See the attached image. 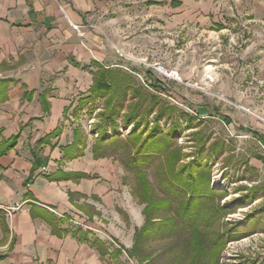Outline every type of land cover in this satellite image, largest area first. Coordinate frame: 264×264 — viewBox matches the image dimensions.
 Wrapping results in <instances>:
<instances>
[{"label": "rangeland", "instance_id": "374dc122", "mask_svg": "<svg viewBox=\"0 0 264 264\" xmlns=\"http://www.w3.org/2000/svg\"><path fill=\"white\" fill-rule=\"evenodd\" d=\"M79 1L77 37L112 57L110 90L76 94L65 125L91 173L115 179L106 211L89 210L98 231L82 230L103 264H264V36L239 31L243 16L204 33L163 28L150 0Z\"/></svg>", "mask_w": 264, "mask_h": 264}, {"label": "crops", "instance_id": "0c3cea01", "mask_svg": "<svg viewBox=\"0 0 264 264\" xmlns=\"http://www.w3.org/2000/svg\"><path fill=\"white\" fill-rule=\"evenodd\" d=\"M57 1L64 15L51 0H0V129L4 140L18 136L0 157V264H103L68 222L98 231L89 210L98 204L97 211H106L115 179L110 165L91 173L83 143L74 140L75 132L69 137L65 125L70 100L89 95L93 73L108 69L112 57L91 35L77 37L74 28L85 22L80 1ZM150 1L160 3L151 7L163 28L174 22L229 32L243 16L248 26L239 31L264 36V0ZM91 62L97 68L86 72ZM55 130V142L42 141Z\"/></svg>", "mask_w": 264, "mask_h": 264}, {"label": "trees", "instance_id": "16d2710c", "mask_svg": "<svg viewBox=\"0 0 264 264\" xmlns=\"http://www.w3.org/2000/svg\"><path fill=\"white\" fill-rule=\"evenodd\" d=\"M108 75H109V71L107 69L99 68L96 71V73L93 76V84H92V86L90 88L89 95H91V96L95 95L94 93L98 92V91H109L110 90L109 89L110 84L107 81ZM4 85H5L4 82L0 80V104L5 101L4 89L2 88ZM1 134H2V130L0 129V157H2L5 154H7L15 146V143H16V141L18 139V136H12L9 139L4 140L2 138ZM56 134L57 133H56V130H55L52 133H50L49 135L45 136L44 139H42V141H45V140L49 139L50 137H54ZM150 138L151 137H148V139H146L142 143H139L138 150L143 149L147 144H149V141L151 140ZM158 143H159L158 144L159 147H157V148L163 147L161 141H159ZM165 148H166V146H165ZM159 150H161V149H158V151ZM193 186L195 187V184H193ZM192 187H191V189L194 190L193 189L194 187L193 188ZM149 207H151V205H150V203H147V205L144 208L145 219H146L145 224L146 225H144L143 228L138 232L139 234H145V232H147V227L146 226H147V223L149 221L148 220ZM72 234H73V236L79 238L80 240L90 243V245L96 249V251L98 252L99 256H101V253L99 251L102 250L104 253L106 252V251H104L103 244L101 243L100 240H98V239H95V240H92V241L88 240L87 239V235L85 234V232L83 233L80 228H77L76 230H74Z\"/></svg>", "mask_w": 264, "mask_h": 264}, {"label": "built area", "instance_id": "2783aa9c", "mask_svg": "<svg viewBox=\"0 0 264 264\" xmlns=\"http://www.w3.org/2000/svg\"><path fill=\"white\" fill-rule=\"evenodd\" d=\"M161 69H162L161 67H158L157 71H158V72H161ZM172 75H173V74H172ZM174 76H175V75H173V77H174Z\"/></svg>", "mask_w": 264, "mask_h": 264}]
</instances>
